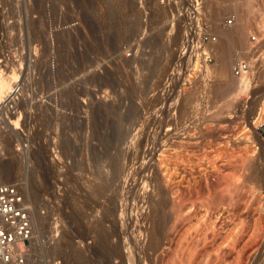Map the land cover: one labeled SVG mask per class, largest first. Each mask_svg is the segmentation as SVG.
I'll use <instances>...</instances> for the list:
<instances>
[{
  "label": "rangeland",
  "instance_id": "1",
  "mask_svg": "<svg viewBox=\"0 0 264 264\" xmlns=\"http://www.w3.org/2000/svg\"><path fill=\"white\" fill-rule=\"evenodd\" d=\"M204 1L190 22L160 0H0V182L31 205L27 264H264V0Z\"/></svg>",
  "mask_w": 264,
  "mask_h": 264
},
{
  "label": "built area",
  "instance_id": "2",
  "mask_svg": "<svg viewBox=\"0 0 264 264\" xmlns=\"http://www.w3.org/2000/svg\"><path fill=\"white\" fill-rule=\"evenodd\" d=\"M161 4H181L184 16L190 22L203 20L204 0H160ZM235 15L227 18L232 23ZM203 38H210V34L201 33ZM216 38V37H215ZM253 39H257L255 34ZM211 59V57H208ZM251 62L245 58L234 64L236 74L244 70H251ZM252 124L257 133L264 139V95ZM35 225L32 217L31 205L18 183L0 182V264H27L32 249ZM61 261L55 262L60 264Z\"/></svg>",
  "mask_w": 264,
  "mask_h": 264
},
{
  "label": "bare ground",
  "instance_id": "3",
  "mask_svg": "<svg viewBox=\"0 0 264 264\" xmlns=\"http://www.w3.org/2000/svg\"><path fill=\"white\" fill-rule=\"evenodd\" d=\"M225 1V0H224ZM228 2V1H227ZM230 2V1H229ZM235 2V1H234ZM237 2V1H236ZM222 3V2H221ZM227 4V3H226ZM229 4V3H228ZM236 4V3H235ZM234 4V5H235ZM239 4V3H238ZM217 5V4H216ZM233 5V6H234ZM114 7V6H113ZM113 7L111 8V11H109V12H111V13H114L113 11H114V9H113ZM229 7V6H228ZM218 8V7H217ZM219 10H221V9H219ZM219 10H217V12L219 11ZM223 10V9H222ZM119 11H120V9H119ZM214 13H216V10H215V12ZM220 13V12H219ZM115 14V13H114ZM110 15H112V14H110ZM214 16H215V14H214ZM216 16H217V14H216ZM219 16V15H218ZM242 19V18H241ZM240 18L238 19V20H236V22L234 23V24H232L228 29H223V28H221V29H219L220 30V33H221V35H222V38H221V40H222V47H223V51H222V62H223V66L225 67V69L226 70H228L229 69V65H230V59H231V56L229 55V53L231 52V46H234V44L236 43V41H241L240 42V44L241 43H246V29H245V27H244V25H243V22H242V20H241ZM113 35H111V41L110 42H112L113 44H114V41L117 39L118 40V38H116L115 39V36L117 35L118 36V32H117V34H116V32L114 33H112ZM37 35V34H36ZM119 37H120V35H119ZM245 41V42H244ZM116 44H117V41H116ZM231 45V46H230ZM115 46V45H114ZM243 46V45H242ZM115 47H117V46H115ZM228 55L230 56L229 58H228ZM135 59V58H134ZM232 61V60H231ZM137 64V63H136ZM1 68V67H0ZM2 69V68H1ZM3 70V69H2ZM5 70V69H4ZM16 71V70H15ZM19 71V70H18ZM4 72V71H3ZM3 72H0V74H1V76H2V74H3ZM8 72V71H7ZM20 72V71H19ZM229 72V71H228ZM245 72V71H244ZM244 72H242V73H240V78H241V80L243 81L242 83H244V85H245V83H248L247 82V79H248V77H246V72L244 73ZM7 74V73H6ZM10 77L12 76V75H9ZM15 76H17V75H15ZM5 77V76H4ZM13 77V76H12ZM2 80H3V77H2ZM88 80V79H87ZM100 80V79H99ZM1 82V81H0ZM15 82V81H14ZM103 82H104V84H102V85H109V84H112V80L111 79H105V81L103 80ZM114 82H116V81H114ZM113 82V83H114ZM1 84V83H0ZM115 85H116V83H114ZM15 86H16V84H14ZM13 85V86H14ZM114 85V86H115ZM14 86V87H15ZM113 86V85H112ZM1 87V86H0ZM2 88V87H1ZM2 89H4V88H2ZM109 89V88H108ZM7 91V90H6ZM13 91V90H12ZM12 91H10L11 92V94H10V92H7V93H5V94H3V90L1 91L0 90V99H4V100H6V99H9L10 97H11V95H13L12 94ZM91 92V91H90ZM14 94H15V92H14ZM15 97V96H14ZM13 97V98H14ZM4 102V101H3ZM132 105V104H131ZM131 107H135V106H131ZM131 107H130V109H131ZM130 109H129V111H130ZM133 109H136V108H132V110ZM99 110V109H98ZM133 112V111H132ZM132 112H130L131 114H133ZM135 112H136V110H135ZM130 113L128 114V115H130ZM98 114V113H97ZM135 114H137V113H135ZM134 114V115H135ZM98 118V117H97ZM125 118H127V116H125ZM132 118V117H131ZM121 120H119V122L120 123H116V125L117 126H114V123H113V127L114 128H112V129H114L113 130V132H112V134L114 133L117 137H115V135H113L115 138H117L118 140H121V139H123V138H125V136L127 135V133H126V131H125V126H126V124L129 122V120L128 119H122V118H120ZM129 119H130V116H129ZM134 118H132L131 120H133ZM97 120V122H98V120H99V118L98 119H96ZM96 120H94V122L96 121ZM127 120H128V122H127ZM130 120V121H131ZM134 121V120H133ZM104 122L102 121L101 123L100 122H98V125L99 126H101L102 124H103ZM96 125V124H95ZM103 125H105V124H103ZM111 129V130H112ZM253 129H255L254 128V126H253ZM112 134L107 138L108 139V142H110V143H112L111 141V139H112ZM104 138V137H103ZM257 138H259V137H257ZM116 139V140H117ZM114 140V139H113ZM135 141V140H134ZM262 142H264V139L262 140ZM131 145H133V146H135V142H133V143H131ZM132 150V149H131ZM112 159V158H111ZM106 161V160H105ZM102 162H104V161H102ZM14 164V163H13ZM103 164V163H102ZM115 164H116V162H115ZM118 164H121V163H118ZM0 165H1V171L3 170L4 172H10L8 169V167L4 164V163H0ZM101 166V165H100ZM119 166V165H118ZM112 167H114V166H112ZM116 167V166H115ZM118 168L119 167H116V169H115V172H117L118 171ZM99 169V168H98ZM120 169V168H119ZM122 169V168H121ZM12 170V169H11ZM1 171H0V173H1ZM12 172V171H11ZM14 174V173H13ZM119 175V174H118ZM169 176V177H168ZM137 177V176H136ZM167 177H168V179L169 178H171L170 177V175H168L167 174ZM167 179V178H166ZM174 179V178H173ZM205 179H206V176H205ZM172 180V179H171ZM207 180V179H206ZM142 182V181H141ZM146 182V181H145ZM144 182V183H145ZM207 182V181H206ZM208 184V183H207ZM113 200V199H112ZM106 208V207H105ZM114 213V212H113ZM35 225V224H34ZM35 229H36V227H35ZM35 233V232H34ZM151 235V234H150ZM151 240V239H150ZM152 240H155V239H152ZM69 255V259H68V264H80V263H82V264H84L85 262H86V258L84 257V258H81L82 256H80V261H78V260H76L70 253L68 254ZM79 255V254H78Z\"/></svg>",
  "mask_w": 264,
  "mask_h": 264
}]
</instances>
